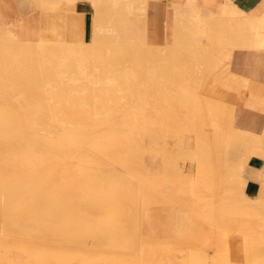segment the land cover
Here are the masks:
<instances>
[{"label":"bare ground","instance_id":"bare-ground-1","mask_svg":"<svg viewBox=\"0 0 264 264\" xmlns=\"http://www.w3.org/2000/svg\"><path fill=\"white\" fill-rule=\"evenodd\" d=\"M82 1L92 11L86 40L68 34L65 15ZM34 2L27 16L0 0L13 8L0 11V264H209L212 254L256 264L262 254L246 243V260L235 239L200 251L203 223L190 213L222 217L214 223L226 233H264V195L244 193L264 127L234 125L237 104H264V88L231 69L236 52L264 51V9L168 0L165 40L153 44L148 0ZM178 128L196 130V150L170 144L162 166L147 165L145 146ZM171 152L197 163L189 192ZM161 204L171 207L147 209Z\"/></svg>","mask_w":264,"mask_h":264},{"label":"crops","instance_id":"crops-1","mask_svg":"<svg viewBox=\"0 0 264 264\" xmlns=\"http://www.w3.org/2000/svg\"><path fill=\"white\" fill-rule=\"evenodd\" d=\"M147 14V40L153 44H161L166 37L165 25L169 18L170 9L168 0H151ZM235 4L246 12L257 10L259 13L264 9V0H233ZM221 3V0H218ZM15 10L25 15L35 11L36 5L32 0V8L21 11L12 0ZM167 3V4H166ZM163 5V6H162ZM203 4L201 7L203 8ZM67 32L71 36L81 35L83 39L89 38L92 11L85 1L69 5L66 11ZM89 17L87 31L86 21ZM160 19V21H159ZM157 23V24H156ZM163 23V24H162ZM158 26V27H157ZM151 30V31H150ZM164 30V31H163ZM151 35V36H150ZM160 36V38H158ZM162 39V40H161ZM164 39V40H163ZM260 52V53H259ZM236 52L231 69L250 80L251 86H262L264 88V51ZM234 125L251 134H259L264 127V104L254 100L245 99L237 104L234 110ZM264 150V146L262 148ZM246 183L244 193L250 197L264 195V156H251L244 170Z\"/></svg>","mask_w":264,"mask_h":264},{"label":"rangeland","instance_id":"rangeland-1","mask_svg":"<svg viewBox=\"0 0 264 264\" xmlns=\"http://www.w3.org/2000/svg\"><path fill=\"white\" fill-rule=\"evenodd\" d=\"M14 1H15L16 6L23 12H26L30 8L33 7L32 6V0H14ZM151 2H152L151 0H148V8H147L148 10H149V5H150ZM12 7H14L13 3H12ZM2 8L3 9H1L0 11H1V13L3 15H5L6 17L11 15V9H13V8H11V7L7 6V5H4V7H2ZM32 12H30V14ZM26 15L28 16V14H26ZM146 24H147V21H146ZM34 28L37 29L38 27L35 25ZM22 33H28V30L24 29ZM158 117H162V116L158 115ZM190 124L194 126V124L192 122ZM177 130L178 131H176V132H172L170 130L168 132H165V133L161 132V133H159V137H158L160 140L157 143H155V142L151 143L150 142V143H148L145 146V149H144L145 152H147V151H149V152L152 151L153 152V154L145 153V155H144L145 161H147L146 162L147 165L148 164L151 165V166L155 165L156 160H157L158 161V165L160 164V166H162L163 163L165 162L162 154H163V152L167 151V148L170 146V144H171L172 151H182L183 149L196 150L195 149L196 148V140L194 139V137L198 136L196 130L195 129H193V130L189 129L188 131H185V130L183 131L182 129H179V128ZM185 132L189 133L192 136L189 137V138L186 137L187 133H185ZM173 142H175L174 145H173ZM241 142H242L243 145L240 147V149H242L244 147L245 143H246V145H249L251 143L248 138H246V140H243ZM170 156H173V160H171V161H173L172 162L173 163L172 166L174 165L173 167H175V169H177L179 172H181L182 175H184V174L190 175V178H191L190 181H189V185L190 186H189V188L187 190L189 192V190H191V188H192V183H193L192 178L195 176V170H196V167H197V163L194 162V161H189V160H187V161L184 160L183 161V160L177 159L179 155L178 154H174L173 152H171ZM172 166H171V168H172ZM25 168L27 170V167H25ZM159 170H160V173H161V172H163L164 169H163V167H160ZM159 176H158V178H160L159 179L160 181L158 179L156 180V183H155L156 187H157V189L161 190V192H163V194H167V192H168L167 190L169 188L168 185H167L168 183L164 180V178H165L164 175H160L159 174ZM157 181H159V184H157ZM162 182H163V185H162L163 188L161 186ZM164 184L167 185V186H165ZM164 186H165V188H164ZM176 186L180 188L179 191L185 192L184 190H186V189H184V186L181 184V180H180L179 185L177 184ZM159 190H158V192L161 193ZM185 196H188V195H185ZM165 207H171V206H169V204H161V205L151 206V207H149L147 209H152V208L163 209ZM190 216H191V218L195 216L201 223H203V227L200 228V233H199V236H202V237L199 238L198 244H197V248H201L202 249L200 251H204L206 253H208V252H210V253H216L217 252L218 253L220 251V248L224 247V245H223V240L224 239H227L228 241H231V240L235 239V240H237L240 243L241 248L243 247L241 256L246 257L245 259L247 260V255L244 254L246 252V250H244L245 249L244 247H246V243H250V244H252L253 250L255 249V251L260 252L262 254V257H257V258L254 259L256 264H260V263L264 264V233H263V231L259 232L257 230V228H255V229L252 228V231L249 229L247 231L248 233L242 235V234H240V232H239V230L237 228L235 229V228H232V227L231 228L227 227V232L228 233H226V231H225V229L223 227H219V226L222 225V221H221L222 217L211 216L212 219H214L213 217H215L216 221L215 220L210 221L209 217L207 218V220L209 219L207 221V220H205L206 218L203 220V218L201 219L198 215H195L194 213H190ZM216 217H217V219H216ZM214 221L217 222V224L219 226H217V224H215ZM188 222H189V219H188ZM236 232H238V234ZM142 234L144 235V233H142ZM223 235H225V237ZM190 246L192 247L191 244H190ZM222 253H223V250H222ZM213 255L214 254H212V256L207 255L209 257V259H210L209 262H211V263H209L207 261V259L204 260V261H207L209 264H213L212 262H214V264L220 263L221 260H219V259L217 260L218 255H216L215 258L213 257ZM185 257H186V254H184L180 258L179 261H182V260L185 261ZM242 259L240 260L241 262L243 261ZM216 261H218V262L216 263ZM249 261L251 262L253 260L251 259Z\"/></svg>","mask_w":264,"mask_h":264},{"label":"trees","instance_id":"trees-1","mask_svg":"<svg viewBox=\"0 0 264 264\" xmlns=\"http://www.w3.org/2000/svg\"><path fill=\"white\" fill-rule=\"evenodd\" d=\"M86 26H87V31H88V27H89V17L87 18Z\"/></svg>","mask_w":264,"mask_h":264}]
</instances>
